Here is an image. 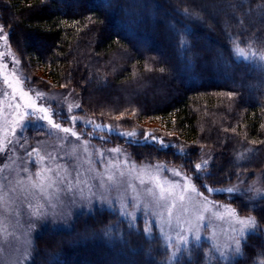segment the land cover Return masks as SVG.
Returning a JSON list of instances; mask_svg holds the SVG:
<instances>
[{
    "label": "trees",
    "instance_id": "1",
    "mask_svg": "<svg viewBox=\"0 0 264 264\" xmlns=\"http://www.w3.org/2000/svg\"><path fill=\"white\" fill-rule=\"evenodd\" d=\"M209 4L227 8L212 18L197 0H0V24L29 88L70 90L79 114L95 121L161 124L163 134L154 133L176 151L114 136L113 143L140 162L170 164L200 187L220 186L264 176V0ZM155 31L159 37H149ZM37 132L45 133L26 130ZM207 153L213 162L199 173L195 165ZM229 199L258 225L241 255L220 259L211 243L192 242L172 264H264V199L252 206ZM160 233L143 217L99 209L78 216L71 230L37 238L30 264H169Z\"/></svg>",
    "mask_w": 264,
    "mask_h": 264
},
{
    "label": "rangeland",
    "instance_id": "2",
    "mask_svg": "<svg viewBox=\"0 0 264 264\" xmlns=\"http://www.w3.org/2000/svg\"><path fill=\"white\" fill-rule=\"evenodd\" d=\"M197 1L202 3V9L212 18L223 14L227 8L224 4L215 7L209 4L210 0ZM149 7L153 8L152 5ZM163 13L159 10L162 20L164 19ZM23 15L19 16L16 21L21 23ZM205 27L208 28V26ZM121 30L126 29L122 28ZM2 37H7V39ZM149 37L158 38L159 36L156 32L149 33ZM42 42L43 40H39V43ZM204 47L207 51L215 50L207 40L204 41ZM14 60L18 63H14ZM217 61L218 58L215 62ZM5 76L10 80H19L22 88L30 94L33 101L50 109L54 122L60 123L62 127L73 129L80 139L77 140L70 134L52 129L46 122L34 120L26 121L23 129L17 127L13 134L10 131L13 124V107L18 102L22 104L23 101H18V94L13 93L5 83ZM70 107L71 112H69ZM80 109L79 99L70 90L43 91L28 87L18 57L9 44L8 33L3 30L0 24V148H2L0 150V264H30L35 256V241L46 231L53 233L71 230L78 216L91 215L99 209L112 210L115 208L121 212V202L127 206L126 211L132 213L134 218L133 215L123 214L124 216L132 221L143 217L158 227L171 254V246L177 244L180 229H187V224L183 220L177 222L176 215H179V212L177 209H173L175 215L171 220V227H169L166 210H163L164 214L161 216L159 213L162 210L151 204V197L148 195L147 189L152 185L149 183L141 185L137 179L130 180L127 175L120 176V171L125 173L128 171L123 164L125 160L134 162L137 168L154 169L156 165H161L159 172L161 180L174 182L177 185L191 182L198 192L203 193L202 197H197L196 193H189L197 202L205 201L208 209L206 212L201 209L205 216L203 227L200 229L201 238L196 241L190 236L188 244L179 245V252L174 262L179 260L183 250L192 242L196 244L205 241L211 243L220 259L241 255V251L239 254L235 251L236 241L240 239L237 235L239 225L236 220L255 216L252 214L241 216L227 200L241 197L245 205L252 206V201L264 199V176L262 177V174L239 182L228 181L220 186L200 187L196 179L185 175L170 164L158 161L140 162L127 152V148L113 143L114 136L126 143L151 144L159 148L160 151L169 149L176 151V143L171 142L166 135L162 137L154 133V131H158L159 134H163L164 128H161V124L145 121V123L137 125L139 129H126L118 126L116 122L113 124L103 123L84 117L79 114ZM72 116L77 117L76 121H72ZM28 129L45 131V133L39 135L37 132L30 137L26 134ZM131 132H135L136 135L132 137L121 135V133ZM145 132L151 134L147 140L144 137ZM153 137L158 141H163L164 146L154 143ZM85 145H87V152L84 150ZM74 149L75 151H73ZM111 149H119V152L113 153ZM101 153H103V163H101ZM212 162L213 155L207 153L199 162L201 169L197 172L207 173ZM238 162H241L239 158L234 160L232 165L234 166L235 163L238 165ZM112 164L117 167H112ZM89 167L94 169L91 174L86 171ZM65 168L71 175V185L66 180L63 182L60 180V177L65 175ZM231 170L234 171V168L225 171V175L229 176ZM77 171L82 174L80 183H77ZM177 172L180 173L179 176L175 175ZM37 173H40V176H37ZM96 173L103 174L104 188L100 187V177H96ZM109 175L113 177V180L108 179ZM46 177H51L56 183L52 187H44L41 190L39 187L41 182L45 184L50 182L45 179ZM85 178L88 183H84ZM208 188H211L212 191L209 192ZM228 189H233V191L229 193ZM101 192L111 202V206L101 202ZM85 197L91 199L90 206ZM145 205L148 207L146 208ZM229 209L234 210L236 216H230ZM41 212L46 215L41 216ZM253 230H257V228L247 230L244 237ZM262 233L264 234V228ZM221 251L224 252L223 257L220 255Z\"/></svg>",
    "mask_w": 264,
    "mask_h": 264
},
{
    "label": "snow or ice",
    "instance_id": "3",
    "mask_svg": "<svg viewBox=\"0 0 264 264\" xmlns=\"http://www.w3.org/2000/svg\"><path fill=\"white\" fill-rule=\"evenodd\" d=\"M3 39H7V37H2ZM14 63H18V61H13ZM163 71V69H161ZM4 81L8 86L12 89L13 93L18 94V101H23V103H17L13 107V113L14 116L13 124L10 127V131L15 134L17 127L20 129H23L25 122L29 120L34 121H40V122H46L48 125L51 126L52 129L58 130L59 132H62L64 134H70L72 137H75L77 140L80 139V137L77 135L76 131L69 127H62L60 123L54 122L52 115L50 113V109L48 107L39 105L33 99L31 98L30 94L25 91L22 86L21 82L19 80H10L7 76L4 77ZM79 107V105H77ZM71 107L69 108V112H71ZM72 121H76L77 117L72 116ZM122 136L125 137H132L135 136V132L131 133H121ZM151 136L150 133L145 132L144 137L145 140H147ZM154 143H160L162 146L163 141H158L156 138H152ZM2 150V148H0ZM85 152H87V145H85ZM75 151V149L73 150ZM113 153H118L119 149H111ZM101 155V163H103V153ZM43 158L41 157V160ZM111 164V161H109ZM124 167L128 169L127 173L124 171H120V176L124 177L127 175L129 179H137L139 180V183L141 185H144L146 183H149L152 185L151 188L147 189L148 195L151 197V204L162 211H160V215L163 216L164 211L166 210L167 216L169 218V227H171V220L174 217L173 209H177L179 212V215H176V220L179 223L180 220H183L185 224H187V229H180V233L178 234V240L176 245H172V251L169 256V264H172V262L175 261L178 252H179V245L181 244H188L189 243V237L191 236L194 240L199 241L201 238L200 229L203 227V221L205 220V216L203 215L201 209H203L205 212L208 210L205 201L201 200L200 202H197L194 200L189 193H196L197 197H202L203 193L198 192L197 188L194 184L191 182H186L183 185H177L174 182H169L167 180H161L159 176V172L161 170V165H156L154 169H150L148 167H142L137 168L136 164L134 162H130L128 160L123 161ZM59 167V166H58ZM112 167H117V165L112 164ZM196 170L201 169V164L197 163L195 165ZM51 171V170H48ZM89 174L94 172V169L89 167L86 170ZM65 175L60 177L61 182L68 181L69 185L72 184L71 175L68 173V169H64ZM81 172L77 171V183H80L81 181ZM175 175L179 176L180 173H175ZM37 176H40V173H37ZM96 177H100V187L104 188V181H103V174L96 173ZM93 177V178H96ZM49 183L45 184L41 182L39 187L41 190L44 189V187H52L53 184L56 183L55 180H52L51 177H46ZM108 179L111 181L113 180V177L111 175L108 176ZM84 183H88L87 178L84 179ZM179 189V190H178ZM90 190V189H89ZM208 191L211 192L212 189L208 188ZM229 193L233 191V189H228ZM93 195H95L93 193ZM85 199H88L85 197ZM100 200L101 202L108 203L109 206H111V202L106 199L103 192L100 194ZM91 199H88L89 206L91 205ZM126 205L121 202L120 209L122 214H128L133 215L132 213H128L126 211ZM147 208L148 205H145ZM185 213H187V216H185ZM41 216L46 215V213L41 212ZM229 215L230 216H236V212L232 209H229ZM134 218V215H133ZM236 223L239 225V228L237 229V235L240 237L236 241L235 245V251L237 254L241 251L240 241L244 237V233L249 229H255L258 227L257 221L255 217H247V218H241L237 219ZM190 251V250H189ZM220 255L223 257L224 252L221 251Z\"/></svg>",
    "mask_w": 264,
    "mask_h": 264
}]
</instances>
